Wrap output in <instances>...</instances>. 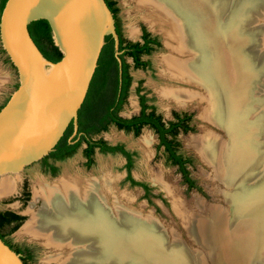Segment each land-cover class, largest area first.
I'll return each mask as SVG.
<instances>
[{
    "label": "bare ground",
    "instance_id": "obj_1",
    "mask_svg": "<svg viewBox=\"0 0 264 264\" xmlns=\"http://www.w3.org/2000/svg\"><path fill=\"white\" fill-rule=\"evenodd\" d=\"M134 1L144 11L146 19H154L156 24L164 27L163 30L166 28L162 33L171 45L168 46L169 54L161 59L162 75L191 87L165 86L158 90L161 100L176 107L195 104L211 124L231 134L234 140L231 151L224 148L219 138L208 135L191 138L189 145L212 163L224 185L240 183L252 172L253 166H257L263 154L256 139L264 129V108H257L258 115L253 123L243 122V118L253 112L252 104L259 100L253 97L252 88L263 67H254L252 60L256 57H245L242 53L243 46L249 45L260 33L263 35L261 44L264 43V25L252 30L253 35H247L249 40L241 38L239 32L241 26L251 20L250 12L264 10V0ZM262 14L260 11L259 16L264 17ZM258 20L257 17L256 23ZM184 54L186 60L181 62L179 57ZM261 65H264V58ZM149 142L148 136L144 135L138 143L144 157L148 156ZM248 168L249 172L245 173ZM262 168L261 174H264V166ZM103 180L108 182L104 187L91 184L83 187L78 181L66 184L60 180L53 185L37 182L33 201L41 200L42 204L34 214L30 211L32 217L23 232L33 238H43L53 248L64 247L68 256L58 264H190L180 246L171 251L163 250L158 246L161 239L157 234L132 221L116 206L107 207L105 191L113 194L110 192L112 180ZM13 182L4 176L0 181V195L12 190ZM240 192L230 204L237 212H241L240 204L253 203L255 198L252 192ZM250 207L253 213L259 208ZM239 212L237 216L241 215ZM196 225L192 233L197 244L208 246L211 241L216 242L213 241L216 245L214 254L205 258L216 264H228L229 261L231 264L230 244L222 235L223 223L214 219L211 226L206 223ZM199 262L209 264L204 258L198 259Z\"/></svg>",
    "mask_w": 264,
    "mask_h": 264
},
{
    "label": "rangeland",
    "instance_id": "obj_2",
    "mask_svg": "<svg viewBox=\"0 0 264 264\" xmlns=\"http://www.w3.org/2000/svg\"><path fill=\"white\" fill-rule=\"evenodd\" d=\"M112 1L115 3L116 18L123 39L131 42L138 41L141 28H143L152 37H155L159 43V46L148 56L142 57L143 60L148 62L146 69L134 70L129 67L131 85L126 102L118 114L127 118L138 112L135 93V87L138 83H140L142 89L141 93H144L150 99L149 103L153 106L155 113L159 114L164 120L170 119L171 112L190 113L191 118L188 127L191 128V131L178 133L176 139L178 151L184 157L190 159L186 165L188 177L197 188H188L183 183L176 167L167 161L163 148L158 147L157 138L150 130L142 128L139 134L134 136L132 133H125L109 125L105 131L95 135L93 139H101L109 145L119 144L123 146L131 154V165L128 172L130 178L135 183L143 185L147 190L139 185H131L126 180L125 160L119 154L100 153L95 149L91 156V162L86 166V160L82 154L85 144L80 143L71 156L61 162L54 163L55 168L52 173H49V169L39 162H35L24 168L17 176H7L10 181H14L13 185H15L8 193L0 195V211H12L20 215L22 219L13 229L10 227L3 228L2 233L6 235V239L12 244H24L29 247L31 251L29 264L60 263L68 256L64 247L53 248L48 246L43 238L29 237L22 230L30 221L31 213L34 214L42 204L41 200L33 201V190L38 188L37 182L53 185L63 180L64 177H74L85 185L90 180H96L99 182L97 184L99 187H104L108 182L103 179L109 178L112 180L110 192L114 195H109V192L105 191L106 200L104 203L106 206H116L115 208L119 212L124 213L131 220H135L136 223L145 226L152 233L157 234L161 241L159 245L155 244L163 250L171 251L180 246L186 252L190 264H200L201 262L198 263V259L202 258L209 264H216L215 261L212 263L211 260L205 258L214 254L216 242L213 240L215 243L211 241L208 246L199 245L196 243L192 231L197 226L196 224L206 223L211 226L213 220L218 219L224 225L222 235L226 236V241L230 244V254L231 259H233L231 264H264V209H259L262 206L264 207V174H261L264 166V129L256 139L257 145L260 144L263 149V154L260 156L257 166H253V171L249 177L242 179L239 181L240 183L231 182L229 185H224L215 173L212 163L204 159L197 149L190 146L189 141L191 138H203L208 135L216 139L219 138L224 148L231 151L234 142L230 136L231 134L223 128L211 124L199 113L195 104L176 107L173 103L161 100L158 90L165 86L191 89L187 85L170 81L162 75L164 74V67L161 59L169 54L168 46L170 44L164 35L166 28L163 30L164 27L156 24L154 19L150 21L146 19L144 11L138 8L134 0ZM260 11L264 14V10L260 9L256 11L257 14L253 11L250 12L252 15L251 20L240 28L239 35H241V38H248V34L253 35L252 30L264 25V17L259 16ZM257 17L260 18V21L258 20L256 23ZM162 30L164 33H162ZM262 36L261 33L258 36L256 35L254 40L251 39L249 45L243 46L244 52L242 55L245 57L255 56L256 58L252 60L254 67H263L262 73L258 76L252 88L254 90L253 97L259 100L254 105L251 103L254 106L253 112L243 118V122L249 121L247 124L253 123L256 119V115H258L256 113L257 108H264V65H261L264 58V43L261 44ZM4 59L5 56L0 47V107L7 101L17 85L16 73ZM179 60L181 62L186 60L185 54L181 55ZM126 62L131 65L129 59H126ZM75 135V133H71L69 140L75 138ZM144 135H147L150 139L147 157L143 156L142 148L138 146ZM250 146L252 147V142ZM248 171L249 168L246 169L245 173ZM2 178H0V181ZM240 191L252 192V196H255V198L253 203L241 202V212L238 211L241 215L237 216L238 212L234 211L230 204L232 198L235 200L238 195L237 192ZM121 195L123 197H120ZM250 205L254 208L259 206L255 209L256 213L251 211ZM244 223L248 226H245ZM228 264H230V261Z\"/></svg>",
    "mask_w": 264,
    "mask_h": 264
},
{
    "label": "water",
    "instance_id": "obj_3",
    "mask_svg": "<svg viewBox=\"0 0 264 264\" xmlns=\"http://www.w3.org/2000/svg\"><path fill=\"white\" fill-rule=\"evenodd\" d=\"M107 35L116 49L104 0L5 1L0 47L17 85L0 107V178L48 155L70 123L76 133L77 110ZM0 264H22L1 240Z\"/></svg>",
    "mask_w": 264,
    "mask_h": 264
},
{
    "label": "trees",
    "instance_id": "obj_4",
    "mask_svg": "<svg viewBox=\"0 0 264 264\" xmlns=\"http://www.w3.org/2000/svg\"><path fill=\"white\" fill-rule=\"evenodd\" d=\"M6 0H0V13ZM108 10L112 14L113 20L116 17L115 3L112 0H104ZM114 31L117 36V47L114 48V40L111 35L106 36L103 48L98 58L97 64L90 79L85 97L77 110V128L75 138L69 140L72 133V124L70 123L63 135L53 147V150L42 158L43 162L48 159H63L72 155L80 143L85 144L82 154L90 159L94 150L100 153L115 154L118 153L126 160L124 167L126 168V180L131 185H139L147 190L143 185L135 183L129 176V168L131 165V154L125 151L121 145L109 146L103 140H92V137L103 132L109 125H113L118 130L132 133L137 136L143 126H148L158 136V147H163L167 161L171 165H177V170L181 174L182 181L188 188H197L194 182L188 177L184 163L187 164L190 159H182L178 151V142L172 139L167 140V135L174 137L180 130L182 133L191 131L185 122L190 121V116H183L176 121L167 122V126L160 120V116H154L155 110L152 105H147L150 99L141 93L140 83L135 87L137 96L139 115L130 119H123L117 114L126 102L131 85L129 76V67L134 70H144L148 67V62L142 60V57L148 56L159 43L155 37H152L143 28H141L140 42H128L122 38L118 22L114 24ZM2 51V50H1ZM115 51L117 54H115ZM3 53V51H2ZM126 58H130L131 65L125 62ZM5 62L8 63L7 57ZM148 113V114H145ZM179 113V112H171ZM186 113V112H180ZM90 162V161H89ZM54 170V169H53ZM8 221H20L22 218L10 214ZM1 239V236H0Z\"/></svg>",
    "mask_w": 264,
    "mask_h": 264
},
{
    "label": "flooded vegetation",
    "instance_id": "obj_5",
    "mask_svg": "<svg viewBox=\"0 0 264 264\" xmlns=\"http://www.w3.org/2000/svg\"><path fill=\"white\" fill-rule=\"evenodd\" d=\"M117 18L115 17V21H114V24H117ZM140 35H141V31H140ZM140 35H139V40L138 41H135V42H140ZM127 41V40H126ZM128 42H131V41H128ZM132 43H134V42H132ZM126 59H129L130 60V58H126ZM143 60V59H142ZM125 62H126V60H125ZM130 62H131V60H130ZM127 63V62H126ZM128 64V63H127ZM130 76V75H129ZM145 97H146V95H145ZM147 98V97H146ZM147 99H149V98H147ZM137 104H138V101H137ZM146 104L147 105H150V103L149 102H146ZM138 112H139V106H138ZM135 113L134 115H132V116H130V117H127V118H124V117H121V116H119V114H117L119 117H121V118H123V119H130V118H132V117H134V116H138L139 115V113ZM145 114H148V113H145ZM154 114V116H160L159 114H157V113H153ZM174 114H176L178 117H177V120L178 119H182L183 118V116H190V118H191V114L190 113H170V119H166V120H164L161 116H160V120H161V122L164 124V127H166L167 126V122H170V121H176V119L174 118ZM189 122L187 121V122H185V125H187V126H189V124H188ZM113 126V125H112ZM142 128H146V129H148V130H150L155 136H156V138H157V141L159 142V140H158V136H157V134L156 133H154L148 126H143ZM141 128V129H142ZM117 129V128H116ZM118 130V129H117ZM121 131H123V130H121ZM124 132V131H123ZM125 133H127V132H125ZM130 133V132H129ZM178 133H182L180 130L178 131ZM178 133L174 136V137H172V136H169V135H167V137H166V139L167 140H170V139H172L173 141H175V142H177V135H178ZM94 137V136H93ZM93 137H92V140H97V139H93ZM158 142H157V144H158ZM107 144V143H106ZM107 145H109V144H107ZM117 145H119V144H117ZM109 146H115V145H109ZM162 147V146H161ZM85 148V147H84ZM122 148H123V146H122ZM163 148V147H162ZM124 149V148H123ZM97 150V149H96ZM125 150V149H124ZM126 151V150H125ZM115 154H118V153H115ZM176 154H179L180 156H181V158L182 159H188V157H184L179 151H177L176 152ZM120 155V154H119ZM71 156V155H70ZM84 156V155H83ZM92 156V155H91ZM91 156H90V159H88V158H86L85 156H84V158H85V160H86V166L87 165H89V163L91 162ZM67 157H69V156H66L65 158H67ZM123 157V156H122ZM65 158H63V159H65ZM124 158V157H123ZM63 159H48L46 162H43L42 161V159H40L39 161H37V162H39L41 165H43L45 168H48L49 169V173H52V171H53V169L55 168L54 167V163H56V162H61V161H63ZM124 160H125V158H124ZM50 161V162H49ZM90 161V162H89ZM125 163H126V160H125ZM186 165L187 164H185L184 163V166H185V169L187 170V167H186ZM172 166H174V167H176V169H178L177 168V165H172ZM177 172H178V170H177ZM179 173V172H178ZM180 174V173H179ZM126 175H127V172H126ZM180 176H181V174H180ZM126 178V177H125ZM182 178V177H181ZM63 179V181H66L65 183L66 184H73V182H77V183H79V184H83L79 179H77V178H62ZM71 182V183H70ZM99 182L98 181H96V180H90L86 185L85 184H83L82 186H87V185H89V184H92V185H97ZM80 185V186H81ZM91 185V186H92ZM187 186V185H186ZM10 214H13V215H16V216H19V217H21L20 215H18V214H16V213H14V212H12V211H9V210H5V211H0V236H1V241L4 243V244H6L13 252H15L16 254H18L19 255V258H20V260H21V262H22V264H29V262H30V260H31V251H30V249H29V247L27 246V245H18V244H12L9 240H7L6 239V235L5 234H3L2 233V229L3 228H5V227H10L11 229H13V228H15L16 227V225H18L19 223H20V221H15V220H11V221H8L7 222V220H9L10 218H11V216H10ZM29 236V235H28ZM30 237V236H29Z\"/></svg>",
    "mask_w": 264,
    "mask_h": 264
}]
</instances>
